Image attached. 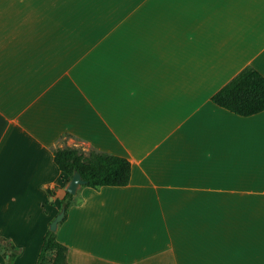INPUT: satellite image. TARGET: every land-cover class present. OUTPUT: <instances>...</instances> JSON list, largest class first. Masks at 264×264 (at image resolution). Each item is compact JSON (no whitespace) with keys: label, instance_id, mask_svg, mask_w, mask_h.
Masks as SVG:
<instances>
[{"label":"crops","instance_id":"0c3cea01","mask_svg":"<svg viewBox=\"0 0 264 264\" xmlns=\"http://www.w3.org/2000/svg\"><path fill=\"white\" fill-rule=\"evenodd\" d=\"M246 66L264 76V0H0L11 264H36L61 210L62 142L130 162L127 184L73 194L68 264H264V110L212 100Z\"/></svg>","mask_w":264,"mask_h":264},{"label":"trees","instance_id":"16d2710c","mask_svg":"<svg viewBox=\"0 0 264 264\" xmlns=\"http://www.w3.org/2000/svg\"><path fill=\"white\" fill-rule=\"evenodd\" d=\"M212 100L240 115H250L264 110V76L255 68L246 66L215 92ZM53 158L68 179L73 171L77 170L86 180L85 184L94 188L106 185L121 186L129 181L130 162L118 155L95 149L85 151L81 146L62 142L54 148ZM48 192L51 193V190L48 189ZM74 201L73 194L65 191L61 198V209L64 210V214ZM7 245L9 249L4 251L6 256L4 264H11L17 250L9 242ZM66 252L67 247L57 240L55 230L48 228L43 236L36 264H68Z\"/></svg>","mask_w":264,"mask_h":264},{"label":"water","instance_id":"95a60500","mask_svg":"<svg viewBox=\"0 0 264 264\" xmlns=\"http://www.w3.org/2000/svg\"><path fill=\"white\" fill-rule=\"evenodd\" d=\"M86 180H84L80 173L75 170L73 171L67 185H66V191H68L71 194H75L77 191V188L79 185L81 184H85ZM64 215V210L61 209L55 216L54 218L51 220L50 224H49V229L51 230H55L57 227V224L60 220H62Z\"/></svg>","mask_w":264,"mask_h":264},{"label":"rangeland","instance_id":"374dc122","mask_svg":"<svg viewBox=\"0 0 264 264\" xmlns=\"http://www.w3.org/2000/svg\"><path fill=\"white\" fill-rule=\"evenodd\" d=\"M77 143H78V142H77ZM88 150H89V149H88ZM60 221H61V220H60ZM60 221H59V222H60ZM57 225H58V224H57ZM48 227H49V226H48ZM58 228H59V227H58ZM58 228L56 227V229H55L56 232H58ZM60 230L63 231V230H64V227H63V226H62V227L60 226ZM59 232H60V231H59ZM66 233H67V232H66ZM57 234H58V233H57ZM65 235H66V234H65ZM1 247H2V248H5L6 250L9 249V248H8V245H7V242H5V241H2V242H1Z\"/></svg>","mask_w":264,"mask_h":264}]
</instances>
